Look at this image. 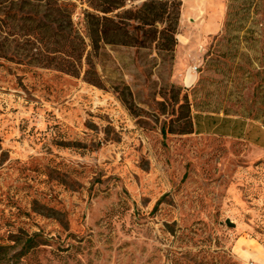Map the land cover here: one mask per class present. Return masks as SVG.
<instances>
[{"label":"rangeland","instance_id":"1","mask_svg":"<svg viewBox=\"0 0 264 264\" xmlns=\"http://www.w3.org/2000/svg\"><path fill=\"white\" fill-rule=\"evenodd\" d=\"M9 2L0 264H264V0H181L172 54L89 46L78 75Z\"/></svg>","mask_w":264,"mask_h":264},{"label":"trees","instance_id":"2","mask_svg":"<svg viewBox=\"0 0 264 264\" xmlns=\"http://www.w3.org/2000/svg\"><path fill=\"white\" fill-rule=\"evenodd\" d=\"M7 1H10L9 9L17 7L21 20L31 19L26 13H43L51 18L48 23L24 26L21 36H29L32 41H27L32 44L43 42L46 45V50L53 55L47 57L45 66L53 63L71 75H78L82 67L86 68V74L91 70L92 63L87 59L89 46L96 52L102 45L148 47L154 44L159 50L172 54L177 43L181 0H143L140 5H134V0H81L88 6L82 15L89 44L72 21L75 4L70 0H0V5ZM88 80L98 84L94 77ZM194 120L196 131L201 132L199 117ZM217 128L218 125L213 131Z\"/></svg>","mask_w":264,"mask_h":264}]
</instances>
